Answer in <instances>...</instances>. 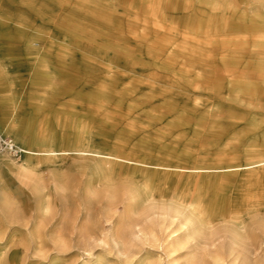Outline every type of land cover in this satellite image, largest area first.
Instances as JSON below:
<instances>
[{
  "label": "rangeland",
  "instance_id": "rangeland-1",
  "mask_svg": "<svg viewBox=\"0 0 264 264\" xmlns=\"http://www.w3.org/2000/svg\"><path fill=\"white\" fill-rule=\"evenodd\" d=\"M34 1L31 13L24 9L21 0H3L1 6L12 14L13 20L30 21L28 31L40 39L39 48L46 49L48 44L42 39L48 34L55 32L61 37L57 29L67 26L68 35L75 37L78 30L81 38L85 36L90 53L63 63L54 58V53L47 56L45 52L41 56L45 55L51 63L43 68L39 59H26L21 42L5 45L0 41V130L22 153L30 151L35 159L41 148L51 143L56 153L73 146L190 166L232 163L237 158H231L229 151L252 145L264 151V110L259 111L264 103L250 106L249 112L244 113L245 120L231 119L227 110L232 111L234 118L243 109L230 101L234 90L225 83V72L209 67L206 76L216 81L199 82L202 89L194 90L188 100L179 89L185 85L177 86L180 76H176L178 81H172V69L181 71L173 63H159L157 70L156 59L151 61L150 69L139 63L133 65V57L123 66L115 57V79L107 71L106 51L109 43H118L108 41L114 28L94 15L92 19L75 17L69 13L71 10L55 7L56 0ZM249 2L234 1L246 19L264 14L259 5L244 11ZM22 13H27V19ZM2 30L0 40L3 37L7 41ZM248 40L251 41L250 36ZM217 45L211 49L192 39L186 52L194 56L198 67L200 58L210 66L209 55L214 57L218 53ZM239 63H232L234 73L249 76L255 82L256 69L250 72ZM161 76L168 83H163ZM10 103L19 112L15 117L18 139L4 119L5 106ZM163 105L165 108H161ZM217 105L224 115L222 120L213 121L209 111ZM166 106L174 110L184 108L191 116L176 120L165 113ZM195 119L202 120L199 126ZM252 122L257 125L254 130L239 133L237 142L225 144L240 128L238 125ZM218 150L225 153L217 156ZM197 154L207 161L198 163ZM20 159L19 155L0 151V197L7 200L16 215L9 219L0 211V264H264L263 229L255 233L246 248H231L227 239L222 238L211 246L207 236L184 247L168 248L167 233L152 231L149 223H137V208L120 220L118 215L125 205L124 187L129 184L139 189L140 181L130 178L122 184L117 177L103 179L104 171L96 156L59 154L39 159L26 178L16 172ZM110 210H115V214L109 225L105 220ZM10 254L11 262L6 259Z\"/></svg>",
  "mask_w": 264,
  "mask_h": 264
},
{
  "label": "bare ground",
  "instance_id": "bare-ground-1",
  "mask_svg": "<svg viewBox=\"0 0 264 264\" xmlns=\"http://www.w3.org/2000/svg\"><path fill=\"white\" fill-rule=\"evenodd\" d=\"M21 1L25 4L24 9H28V13L35 9L34 0ZM56 1L55 7H65V11L71 10L69 13L75 17L92 19L94 15L93 17L102 18L106 25L114 28L113 35L109 36L108 41L118 43H109L106 51L109 55L107 71L115 79H117L113 72L115 63L112 60L115 57L123 66L127 64L128 58L133 57L132 64L139 63L144 68H150L151 61L156 59L157 70L159 63H173L175 68L181 71L172 69L171 74L175 77L180 76L181 79L178 81V78L174 77L172 81L174 83L176 79L177 86L180 83L185 85L178 88L184 91V98L188 100L194 90L202 89L199 82L216 81L206 76L209 67L214 66L218 72H225L227 76L225 83L234 90V94L229 96L230 101L236 108L243 109L240 116L234 115V118L232 111L227 110L226 115L235 122L245 120L244 113L249 112L250 106L264 103V14L246 19L237 5L235 6V0ZM2 4L3 0H0V28H4L1 35L7 36L8 40L4 41L2 37L0 41L5 45L21 42L26 59L34 61L39 59L42 67L47 68L51 61L45 55L41 56L45 52L47 56L54 53V58L63 63L81 57L82 53L83 55L90 53L84 42L85 36L81 38L77 29L75 37L68 35L67 26L66 28L63 26L64 30L57 29L59 33L61 32L59 34L61 37L55 32L48 34V39H42L48 44L46 49L39 48L40 39L28 31L31 28L30 21L13 20L12 14L2 9ZM258 5L264 9L262 0H250L243 10L247 11ZM22 16L26 19L28 17L27 13H22ZM80 27L82 28V25ZM114 31L118 34L114 35ZM248 36L251 37V41L248 40ZM55 38L57 42L51 40ZM121 39L122 44L119 43ZM192 39L202 41L205 46H211V49H215L213 46L215 43L218 44L216 46L218 53L214 57L209 55L212 61L210 66L204 62L205 59L200 58L198 67L194 56L186 52L188 42ZM239 61V64H245L249 71L256 69L255 82H252L249 76H238L234 73L235 69L231 65ZM161 81L168 83V79L162 76ZM168 106L165 113L176 120H181L183 116H191L184 108L174 110ZM218 107L220 106H214L209 111L213 121H220L223 118L224 114ZM5 108V122L9 123L11 133L18 139L20 136L16 120L18 109L11 103ZM261 110H264V106L259 111ZM195 121L198 122L197 126L202 122L200 119ZM256 126L253 122L238 125L240 128L225 144L237 142L239 133L254 130ZM41 149L42 152H39V157L35 159L30 156V151H27L28 155L20 150V163L14 165L17 174L25 178L29 176L39 159H48L59 154L70 156L81 154L98 157L105 180L117 177L122 184H126L124 180L137 178L141 184L139 189L129 184L124 187L125 196H121L125 205L122 214H117L118 218L124 220L126 215L133 212V208H137L139 210L137 223H149L152 231L167 233L168 248L184 247L201 236L209 237L211 246L222 238L227 239L231 248L237 245L246 248L247 242L252 240L257 231L261 229L264 231V151L258 145L240 151H229L231 158H237L229 164L190 166L150 162L114 152L86 150L73 146L56 153L51 143H46ZM185 150L184 147L183 151ZM224 153V150H218L216 155L222 156ZM196 161L203 163L207 160L197 154ZM259 194L263 197L259 198ZM0 211L6 218H16L11 212V205L2 196ZM114 214L115 210L107 212L106 224H111ZM138 226L139 224L136 227ZM6 259L11 262L12 254L7 255ZM236 260L237 257L234 258V261Z\"/></svg>",
  "mask_w": 264,
  "mask_h": 264
},
{
  "label": "built area",
  "instance_id": "built-area-1",
  "mask_svg": "<svg viewBox=\"0 0 264 264\" xmlns=\"http://www.w3.org/2000/svg\"><path fill=\"white\" fill-rule=\"evenodd\" d=\"M0 151H5V153H11L14 155H19L20 149L16 146L11 138L0 131Z\"/></svg>",
  "mask_w": 264,
  "mask_h": 264
}]
</instances>
